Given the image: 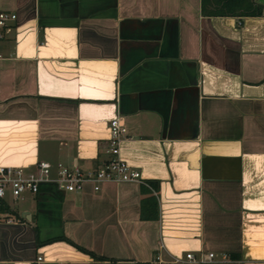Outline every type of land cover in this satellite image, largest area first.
I'll return each instance as SVG.
<instances>
[{
  "label": "crops",
  "instance_id": "crops-1",
  "mask_svg": "<svg viewBox=\"0 0 264 264\" xmlns=\"http://www.w3.org/2000/svg\"><path fill=\"white\" fill-rule=\"evenodd\" d=\"M253 1L260 15L237 18L200 0H0L14 14L0 27V164L93 170L115 117L119 158L157 186L156 219L136 182L7 194L0 264H264V0Z\"/></svg>",
  "mask_w": 264,
  "mask_h": 264
},
{
  "label": "built area",
  "instance_id": "built-area-1",
  "mask_svg": "<svg viewBox=\"0 0 264 264\" xmlns=\"http://www.w3.org/2000/svg\"><path fill=\"white\" fill-rule=\"evenodd\" d=\"M14 19L13 13L0 12V27L5 26L7 20ZM108 149L109 159L100 163L95 169L81 171L76 164L71 167L57 165L54 177H50L49 164L44 161L37 163L38 175L29 174L22 176L19 167L0 164V221L12 222V218L6 213L4 207L5 196L8 194L16 198L23 192L36 193L39 182H53L57 187L65 191H79L85 182L92 184L94 191L99 189L102 182H136L144 183L140 178L139 171L130 167L118 156V139L125 132V128L117 118L108 121ZM146 185V184H145ZM147 186V185H146ZM213 257L212 252H208L200 261L209 260ZM186 259H192L191 253L185 254ZM41 256H36L33 264H39Z\"/></svg>",
  "mask_w": 264,
  "mask_h": 264
},
{
  "label": "trees",
  "instance_id": "trees-1",
  "mask_svg": "<svg viewBox=\"0 0 264 264\" xmlns=\"http://www.w3.org/2000/svg\"><path fill=\"white\" fill-rule=\"evenodd\" d=\"M200 7L202 12L208 15L233 16L237 18L260 15L262 9L261 5L253 0H200ZM41 183L43 182H39L38 187ZM144 183L147 186L142 183L139 185L144 189L145 193L149 195L143 200L142 211L144 210L145 212H143L142 216L148 219H156L157 203L155 197L157 186L147 180H144ZM3 208L4 207L1 206V209ZM49 241L50 240H46V242Z\"/></svg>",
  "mask_w": 264,
  "mask_h": 264
},
{
  "label": "rangeland",
  "instance_id": "rangeland-1",
  "mask_svg": "<svg viewBox=\"0 0 264 264\" xmlns=\"http://www.w3.org/2000/svg\"><path fill=\"white\" fill-rule=\"evenodd\" d=\"M33 171H34V170H33ZM21 173H22V176H27V174H28L27 171H22ZM32 173H33L35 176L37 175V172H32ZM23 193H29V192H23ZM23 193H21L20 195H22ZM30 194H31V193H30ZM20 195H19V196H20Z\"/></svg>",
  "mask_w": 264,
  "mask_h": 264
}]
</instances>
